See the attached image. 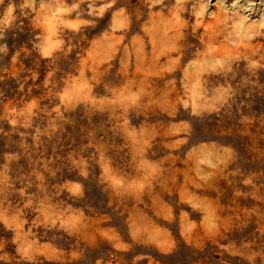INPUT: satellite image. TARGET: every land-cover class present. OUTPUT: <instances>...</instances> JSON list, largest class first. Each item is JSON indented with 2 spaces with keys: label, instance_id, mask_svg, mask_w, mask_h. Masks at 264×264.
I'll list each match as a JSON object with an SVG mask.
<instances>
[{
  "label": "rangeland",
  "instance_id": "374dc122",
  "mask_svg": "<svg viewBox=\"0 0 264 264\" xmlns=\"http://www.w3.org/2000/svg\"><path fill=\"white\" fill-rule=\"evenodd\" d=\"M0 264H264V0H0Z\"/></svg>",
  "mask_w": 264,
  "mask_h": 264
}]
</instances>
